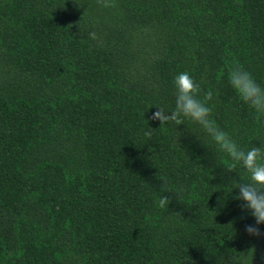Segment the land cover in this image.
<instances>
[{
    "label": "trees",
    "instance_id": "1",
    "mask_svg": "<svg viewBox=\"0 0 264 264\" xmlns=\"http://www.w3.org/2000/svg\"><path fill=\"white\" fill-rule=\"evenodd\" d=\"M115 3L0 0V264H264L242 166L198 125L149 119L187 71L220 129L264 147L227 75L264 87V0Z\"/></svg>",
    "mask_w": 264,
    "mask_h": 264
},
{
    "label": "clouds",
    "instance_id": "2",
    "mask_svg": "<svg viewBox=\"0 0 264 264\" xmlns=\"http://www.w3.org/2000/svg\"><path fill=\"white\" fill-rule=\"evenodd\" d=\"M97 3L104 8L116 7L115 0H97ZM94 38V34H90ZM228 82L238 97L252 108L255 118L264 122V87L253 78L252 74L243 69L238 63L227 66ZM175 89V107L170 112L157 107L149 119L159 120L160 125L173 123L176 125L184 124L189 121L198 125L218 148L227 154L231 163L228 165L229 171L236 165L242 166L247 173V182L242 180L233 181L232 188L238 189V194L234 199L242 201L240 207L251 215L255 220V225H245V232L249 235H264L260 232L257 225L264 224V147L254 146L247 150L240 147L229 134L220 129L214 120L210 118L211 107L207 101L211 100V91L200 98V85L187 72L178 73L173 79ZM145 137H150L151 132L146 131ZM167 191L166 189H162ZM231 191V190H230ZM170 199L161 195L158 206L164 208L168 206Z\"/></svg>",
    "mask_w": 264,
    "mask_h": 264
}]
</instances>
